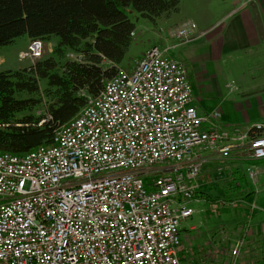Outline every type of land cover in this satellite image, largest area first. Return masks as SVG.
Returning a JSON list of instances; mask_svg holds the SVG:
<instances>
[{"label":"built area","instance_id":"1","mask_svg":"<svg viewBox=\"0 0 264 264\" xmlns=\"http://www.w3.org/2000/svg\"><path fill=\"white\" fill-rule=\"evenodd\" d=\"M195 28L172 34L187 42ZM42 49L29 38L19 58L34 64ZM167 50L120 66L49 144L0 151V264H182L202 163L240 158L256 181L264 120L225 127L218 110L198 112L185 62Z\"/></svg>","mask_w":264,"mask_h":264},{"label":"trees","instance_id":"2","mask_svg":"<svg viewBox=\"0 0 264 264\" xmlns=\"http://www.w3.org/2000/svg\"><path fill=\"white\" fill-rule=\"evenodd\" d=\"M178 4L179 0H0V45L20 35L42 40L56 36L51 54L23 68L0 69V151L23 152L49 144L54 128L101 90L121 66L130 43L134 23L129 10L154 19ZM232 175L229 188L239 196L227 195L222 202L244 201L250 193L240 191L244 174L233 170ZM194 198L218 200L202 190Z\"/></svg>","mask_w":264,"mask_h":264},{"label":"rangeland","instance_id":"3","mask_svg":"<svg viewBox=\"0 0 264 264\" xmlns=\"http://www.w3.org/2000/svg\"><path fill=\"white\" fill-rule=\"evenodd\" d=\"M228 2L229 0H179L176 10L164 12L154 19L146 18L136 10H129V17L134 23V33L120 63L121 67H131L152 44L167 46V53L184 61L187 66L198 112L211 114L218 110L219 120L227 124L247 120V116H252L248 107L252 102L237 94L239 81L234 74L251 71L248 65L242 67L245 63L238 58L241 53L232 51L230 55L233 59L222 60L216 57L217 52L212 53L210 44L207 50L209 55L205 54V48L202 46L205 36H200L205 31L187 42L172 34L176 26L186 20L195 22V30L212 25L208 32L211 34L212 30L221 26L224 13L229 8ZM26 37L20 35L12 42L0 45V69L30 65L28 58H19L18 49L25 48ZM55 41L56 36L43 39L41 57L51 54ZM189 49L192 52L189 53ZM67 56L77 57L74 52H68ZM43 85L44 81L40 80V89ZM256 103L257 101H254V105ZM238 104L241 110L245 108L244 114L239 113ZM224 164L223 161L216 160L202 163L196 180L197 190L205 191L218 200H193V214L180 225L179 255L182 264H254L250 257L254 256V252L264 255V177L257 173V180L254 182L246 166L242 167L241 172L246 180H243L240 191L250 193L244 201L222 202L220 198L227 195L236 198L239 196L238 191L231 190L228 184L233 168ZM218 165L222 167L217 169ZM237 240L242 241L240 250L246 253L245 257L240 253V247L236 246ZM237 247L238 254L233 252Z\"/></svg>","mask_w":264,"mask_h":264},{"label":"crops","instance_id":"4","mask_svg":"<svg viewBox=\"0 0 264 264\" xmlns=\"http://www.w3.org/2000/svg\"><path fill=\"white\" fill-rule=\"evenodd\" d=\"M228 3L229 8L224 13V19L220 23V27L212 30L211 34H208L212 25H207L202 30L196 29L194 35H199L205 31L204 34L200 35L201 37L205 36L202 42V46L205 48V54L209 55L207 51L208 44H210L212 48V53L217 52L218 56L216 55V57L222 60L233 59L230 55L232 51L240 52L241 54H239L238 58L245 63L242 67L245 68L247 65L251 67L249 73L240 72V74L242 73L240 75L234 72L239 81L237 94L244 99H250L252 102V105L248 106L252 116H247V120L245 121L240 120L234 122V124L245 126L255 120H264V0H229ZM28 40L29 37L27 36L25 45ZM18 50L21 51L22 48ZM190 52H192V50H190L189 53ZM194 98L193 96L192 102L195 104L194 100L196 98ZM254 101H257L255 105ZM237 107L240 109L239 113L243 112L244 114L245 108L241 110L240 104H238ZM219 121L221 125L225 127L233 125L222 122L221 120ZM213 159V157H210V160ZM223 162L226 167L233 168V170L241 171L242 167L247 166L246 161L236 157H230ZM250 163L257 169V173L264 177V157L254 159V162L252 160ZM232 177L235 179V175H232L230 179ZM241 242L242 241L238 240L236 242V246L240 247L239 250L241 249ZM241 250L240 253L244 254L243 257H245L246 253L241 252ZM250 257L254 261V264L264 263L260 262L264 261V255L254 252V256Z\"/></svg>","mask_w":264,"mask_h":264}]
</instances>
